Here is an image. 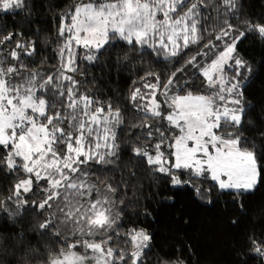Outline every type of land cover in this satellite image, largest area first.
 <instances>
[{"label": "snow or ice", "instance_id": "1", "mask_svg": "<svg viewBox=\"0 0 264 264\" xmlns=\"http://www.w3.org/2000/svg\"><path fill=\"white\" fill-rule=\"evenodd\" d=\"M31 11L29 0H0V19L22 15L18 30L0 25V172L15 178L0 212L13 225L35 217L32 235L0 233V252L11 257L0 264H148L153 234L125 229L127 217L138 218L128 209L155 221L141 201L172 203L170 189L185 186L226 224L248 229L238 264L249 254L264 264V232L255 233L248 204L264 186V128L249 131L264 58L238 47L249 37L264 43V17L250 16L244 0H77L60 13L54 38L45 37L56 63L42 69L31 63L38 42L25 39ZM153 58L176 66L163 78L138 70L142 86L133 81L124 99L139 120L128 133L139 131L124 140L122 102L89 94L96 81L87 65L131 69Z\"/></svg>", "mask_w": 264, "mask_h": 264}, {"label": "trees", "instance_id": "2", "mask_svg": "<svg viewBox=\"0 0 264 264\" xmlns=\"http://www.w3.org/2000/svg\"><path fill=\"white\" fill-rule=\"evenodd\" d=\"M77 0H29L31 6V27L25 28V39L36 40L40 46L41 56L35 57L31 63L42 69H51L56 63L54 53L51 51L52 45L45 46V37L49 40L55 36V29L59 22L61 12L68 11L73 3ZM245 8L248 14L254 18L264 17V0H244ZM215 15V13H213ZM22 19V15L6 14L4 19H0V25L7 24V30H18L14 27L15 23ZM39 29V35L36 30ZM207 33H204V40L198 45H192L186 52H195L206 40ZM242 55L255 61L264 58V43L253 40L251 37L238 46ZM44 56L48 57L47 63L39 64V60ZM107 61L101 64L87 65L89 69L88 81L95 79V84L86 85L89 94H93L101 99H109L112 103L122 102L121 106L125 111V125H122L118 133H123L122 139L127 140L129 135H134L139 131L133 128L128 133L127 126L133 123H139L136 114L130 110V105L124 99L136 81L137 86H142L139 77L143 72L138 71L142 67L159 73L165 77L167 72L176 65L168 64L163 59L157 61L152 59L151 65L134 64L131 69L118 68L115 64L103 66ZM153 80V78H149ZM196 80V84H199ZM142 91H147L142 88ZM199 91V89H197ZM249 100L255 105L252 110V117L257 125L249 131L254 135L258 130L264 128V112L261 107L264 106V75L257 79L251 88ZM104 176V173H100ZM126 175V173H125ZM113 179L112 176L105 177ZM13 175L0 172V198H6L10 195L11 186L14 184ZM144 192H149L148 181L143 182ZM176 193L175 200L172 203H158L152 200L141 202L148 206L149 210L155 217V221L146 218L143 215V208H129L128 211L138 214V218L127 217L124 221L125 229L136 225L148 228L153 234V244L155 245L153 253L149 255L148 264H156L154 254H167L168 258L180 260L183 264H238L237 251H246L244 236L247 228H233L226 224L221 218L217 209L212 206H200L199 202L194 199L191 189L188 187L170 189ZM132 197L130 196L129 199ZM252 217V227L259 237L264 232V186H262L248 201ZM178 216H183V220H178ZM35 220L34 216H26L25 222L13 225L12 221L6 215L0 212V233L3 236H15L17 233L28 231L29 235L33 234L31 225ZM11 257H4L0 252V260L7 261ZM248 264H258L254 254L246 257Z\"/></svg>", "mask_w": 264, "mask_h": 264}]
</instances>
